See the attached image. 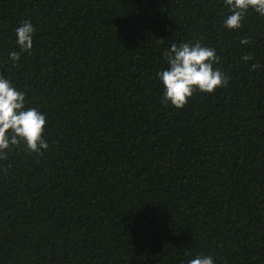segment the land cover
<instances>
[{
    "label": "trees",
    "instance_id": "trees-1",
    "mask_svg": "<svg viewBox=\"0 0 264 264\" xmlns=\"http://www.w3.org/2000/svg\"><path fill=\"white\" fill-rule=\"evenodd\" d=\"M226 14L222 0H0V73L45 114L49 144L0 159V264H264V17L227 29ZM25 19L33 45L13 62ZM197 40L228 83L178 109L156 72Z\"/></svg>",
    "mask_w": 264,
    "mask_h": 264
},
{
    "label": "clouds",
    "instance_id": "clouds-1",
    "mask_svg": "<svg viewBox=\"0 0 264 264\" xmlns=\"http://www.w3.org/2000/svg\"><path fill=\"white\" fill-rule=\"evenodd\" d=\"M222 4L227 11L222 25L227 29L241 28L250 10L264 17V0H222ZM14 31L19 51H8L13 62L20 59L22 52L31 50L35 27L25 19ZM248 43V38L241 40V44ZM163 57L167 67L158 70L156 77L163 86V102L175 108H183L196 91L212 93L228 83V78L215 66L220 60L216 49L199 40L172 43L164 50ZM251 59L248 54L241 57L242 61ZM258 67L257 63L251 65ZM25 96L5 73H0V159L12 146L22 145L26 151L35 153L49 147L42 135L46 116L37 107H28ZM188 264H215V261L211 255L197 254Z\"/></svg>",
    "mask_w": 264,
    "mask_h": 264
}]
</instances>
